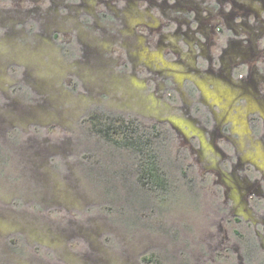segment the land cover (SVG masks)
<instances>
[{
	"label": "flooded vegetation",
	"instance_id": "af4514ba",
	"mask_svg": "<svg viewBox=\"0 0 264 264\" xmlns=\"http://www.w3.org/2000/svg\"><path fill=\"white\" fill-rule=\"evenodd\" d=\"M30 1L22 9L13 8L17 13L10 27L13 39L11 43H0V73L4 71L12 82L8 94L3 97L0 94V107L4 103L7 114L5 120H24L29 115L38 116L39 111L50 116L51 108L61 119L63 116L56 111L58 103L52 97L54 90L63 88L75 95L86 91L95 97L109 91L107 104L102 101L105 106L111 103L110 107L120 108L118 112L122 114H134L149 124L166 128L175 143L187 153L194 170L199 171L198 166H201L202 182L213 185L215 202H209L208 226L203 232L219 233L213 234L211 247L203 241L205 261L208 264H264V72L257 78L256 105L248 107L247 96L251 91L246 87L242 89L246 97H240L237 102L240 109L233 112V115L239 114L240 122L235 125L232 114L217 105L211 109L202 95V73L213 70L221 61V43L209 41L198 45L195 54L200 57L198 67L187 69L178 46L166 38L174 16L161 8L162 2ZM3 3L5 0H0V5ZM177 6L184 15V22L195 16L190 12L193 6L188 0H176L168 8ZM155 7L159 8L157 16L161 18L157 28L148 25L152 18L147 11ZM195 9L197 11L198 7ZM249 11L234 9L233 14L243 20ZM256 15L253 13L254 17ZM51 26L56 27L50 29ZM213 26L210 24V30ZM1 27L0 23V40L4 36ZM216 29L217 32L223 30L221 26ZM69 32L74 37L67 38ZM18 38H27L28 43L33 41V44L23 45ZM181 38L186 42L192 40L187 28L181 30ZM42 41L57 47L60 65L65 71L57 82L52 78L47 80L46 75L45 79L41 78L36 71L38 68L32 64L11 61L12 55L32 56L36 45ZM261 46H256L252 60L255 66L257 62L264 65V45ZM158 52L163 53L168 66L156 67L151 58L156 59ZM25 66L36 76L34 85L21 83ZM244 83L251 85L249 81ZM130 86L136 88L131 96L128 94ZM253 96L256 95L252 94L254 99ZM126 97L138 100L135 104L139 108H136L142 112L121 109V105H126ZM18 99L27 101L30 108L21 113L14 107L11 109L10 105ZM59 106L65 111L60 101ZM31 125L29 131L33 134L47 135L49 132L48 127ZM5 132L15 138L21 136L17 126L11 125ZM206 234L210 239L212 235Z\"/></svg>",
	"mask_w": 264,
	"mask_h": 264
},
{
	"label": "rangeland",
	"instance_id": "374dc122",
	"mask_svg": "<svg viewBox=\"0 0 264 264\" xmlns=\"http://www.w3.org/2000/svg\"><path fill=\"white\" fill-rule=\"evenodd\" d=\"M5 2L0 5L4 29L0 43H11L10 27L17 16L13 8L22 9L31 1ZM70 37L72 32L67 33ZM18 40L33 44L27 38ZM29 57L12 55L11 61L34 65L41 78L61 80L65 71L52 43L42 41ZM30 69L24 68L23 85H34L36 76ZM11 83L2 71V97ZM135 90L128 87V94ZM107 93L95 97L86 91L75 95L63 88L54 90L61 119L51 108L50 116L39 111L38 116L6 121L4 103L0 107V264H145L141 256L153 251L164 264H208L203 243L211 247L213 234L219 233L203 232L209 202H215L213 185L202 182L201 166L195 171V182L190 179L192 172L184 175L179 167L182 158L171 147L165 162L172 189L162 207L156 206L153 193L148 196L136 183L131 156L88 135L82 122L92 109L120 113L111 103L105 106ZM126 98L121 109L142 112L135 104L138 100ZM10 106L20 113L30 108L22 99ZM31 124L48 127V134H33ZM11 125L19 127L21 136L6 134ZM206 233L212 235L210 239Z\"/></svg>",
	"mask_w": 264,
	"mask_h": 264
},
{
	"label": "crops",
	"instance_id": "0c3cea01",
	"mask_svg": "<svg viewBox=\"0 0 264 264\" xmlns=\"http://www.w3.org/2000/svg\"><path fill=\"white\" fill-rule=\"evenodd\" d=\"M157 1L162 2L161 8L174 16L172 23L167 28L166 38L169 37L174 45L178 46L187 69H197L198 67L197 61L200 57L195 55L198 51V45L209 41L221 43V61L215 64V71L213 69L202 73L204 76L202 82L203 100L213 110L216 105L222 107L232 114L234 124H239V114H234V116L233 112L240 109L237 102L240 97L245 96L242 95V89L246 87L248 91H251L247 96L248 107L256 105L255 99L259 95L257 78L259 75L262 76V72H264V65L260 62H257V66L252 64L254 53L257 52L256 46L262 45L261 47H263L264 45V0H188L193 6L190 12L195 16L193 15L191 19L187 18L185 22L184 15L178 6L173 9L168 8V5H173L176 0ZM197 7L198 10L196 11L195 8ZM234 9L250 11L243 20H240L233 14ZM147 12L151 14L152 18L148 21V25L155 28L159 27L161 19L157 16L159 8H151ZM253 13L257 14L256 17L253 16ZM210 24H214L211 30ZM219 26L222 27V32H217L216 28ZM186 28L192 36L190 42L181 38V30ZM151 59L158 68L163 65L168 66L162 52L157 53L156 59ZM187 75L195 76L197 74L187 73ZM247 79L251 85L244 83L248 82ZM252 94L256 95L253 96L254 99Z\"/></svg>",
	"mask_w": 264,
	"mask_h": 264
},
{
	"label": "trees",
	"instance_id": "16d2710c",
	"mask_svg": "<svg viewBox=\"0 0 264 264\" xmlns=\"http://www.w3.org/2000/svg\"><path fill=\"white\" fill-rule=\"evenodd\" d=\"M88 128V135L104 140L109 146L131 156L135 181L148 196L153 193L154 204L159 208L172 189L169 170L166 169L165 155L176 147L182 158L180 170L184 175L192 172L195 182L197 174L189 163L187 153L178 146L166 128L149 124L134 114L113 113L105 109H92L82 117ZM160 199V200H158ZM145 264H164L155 251L141 256Z\"/></svg>",
	"mask_w": 264,
	"mask_h": 264
}]
</instances>
